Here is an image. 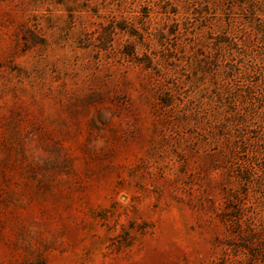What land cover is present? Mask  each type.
Here are the masks:
<instances>
[{"label":"rangeland","instance_id":"374dc122","mask_svg":"<svg viewBox=\"0 0 264 264\" xmlns=\"http://www.w3.org/2000/svg\"><path fill=\"white\" fill-rule=\"evenodd\" d=\"M263 3L0 0V264H264Z\"/></svg>","mask_w":264,"mask_h":264},{"label":"trees","instance_id":"16d2710c","mask_svg":"<svg viewBox=\"0 0 264 264\" xmlns=\"http://www.w3.org/2000/svg\"><path fill=\"white\" fill-rule=\"evenodd\" d=\"M246 0H240V2H245ZM209 8L207 7H196L195 8V14H197V18H200V19H204L205 18V13H209ZM255 13H257L258 11L263 13L264 14V3L261 7H258V8H254L252 9ZM263 21H264V18H263ZM191 24V20L190 18L187 19L186 22H184V26H189ZM177 26L179 24H176ZM255 29L261 33H263V37H264V24L262 25H259L258 27L256 26ZM162 35H164V33L160 30V32ZM228 37H226V35H223L221 34L218 38V43L217 44H221V43H226L228 42ZM216 44V43H215ZM200 51L197 55V61H198V68L203 71V72H209L211 70V64H213L214 62H217L218 59L216 57V54L214 55L213 57V54L212 55H208L206 52L207 51H204V50H207V42L206 40H203L200 42Z\"/></svg>","mask_w":264,"mask_h":264}]
</instances>
